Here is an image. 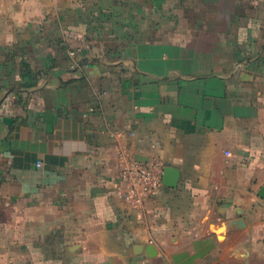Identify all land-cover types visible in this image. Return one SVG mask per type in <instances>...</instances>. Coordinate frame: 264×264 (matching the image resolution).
I'll list each match as a JSON object with an SVG mask.
<instances>
[{
  "label": "crops",
  "instance_id": "crops-1",
  "mask_svg": "<svg viewBox=\"0 0 264 264\" xmlns=\"http://www.w3.org/2000/svg\"><path fill=\"white\" fill-rule=\"evenodd\" d=\"M263 186L264 0H0V264H264Z\"/></svg>",
  "mask_w": 264,
  "mask_h": 264
},
{
  "label": "built area",
  "instance_id": "built-area-1",
  "mask_svg": "<svg viewBox=\"0 0 264 264\" xmlns=\"http://www.w3.org/2000/svg\"><path fill=\"white\" fill-rule=\"evenodd\" d=\"M164 169L159 163H139L129 155L122 156L120 177L125 191L121 197L133 208H143L147 197L163 187Z\"/></svg>",
  "mask_w": 264,
  "mask_h": 264
},
{
  "label": "water",
  "instance_id": "water-1",
  "mask_svg": "<svg viewBox=\"0 0 264 264\" xmlns=\"http://www.w3.org/2000/svg\"><path fill=\"white\" fill-rule=\"evenodd\" d=\"M5 122H9L8 120H4ZM135 161L139 163H148V160L143 156H136L134 158ZM181 179V172L178 169L173 167H166L164 169V176H163V186L168 188H177ZM258 196L264 200V186L259 190ZM238 224H243L242 219L237 221Z\"/></svg>",
  "mask_w": 264,
  "mask_h": 264
}]
</instances>
